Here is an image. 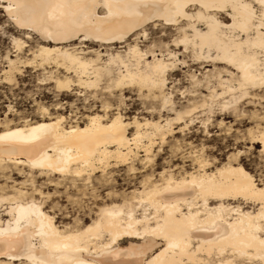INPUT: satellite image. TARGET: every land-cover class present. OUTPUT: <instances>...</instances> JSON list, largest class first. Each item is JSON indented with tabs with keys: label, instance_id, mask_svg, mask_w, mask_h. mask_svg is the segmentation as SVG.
Wrapping results in <instances>:
<instances>
[{
	"label": "bare ground",
	"instance_id": "1",
	"mask_svg": "<svg viewBox=\"0 0 264 264\" xmlns=\"http://www.w3.org/2000/svg\"><path fill=\"white\" fill-rule=\"evenodd\" d=\"M38 2L65 6L58 10L59 29L49 27L47 20L35 29L20 28L5 11L8 0H0V9L22 37L32 34L41 41L32 60L73 73L77 86L96 88L107 79L114 87L136 85L154 91L162 108L169 105L170 97L163 93L166 74L186 67L178 53L166 49L165 58L152 48L142 51L136 44H126L123 52L107 53L102 60L99 51L92 50V58H85L82 50L71 46L79 41L113 48L133 34L144 37L150 25L173 28L178 36L173 47L183 48L179 56L189 53L194 62L212 69L201 80L189 75L192 104L187 101L172 119L129 123L118 112L107 118L105 107L104 115L94 112L81 125L63 127V118L50 117L42 108V116L33 123L4 125L0 127V137H6L0 140L1 170L19 167L85 183L112 166L128 165L135 149L141 148L148 158L153 140H164L173 122L181 123L197 108L214 104L227 109L264 95L259 0ZM19 34L10 35L16 51L25 46ZM14 40L22 41V46ZM5 60L3 80L11 82L20 62L7 55ZM52 80L58 90L72 85L67 76ZM201 89L208 94L196 101ZM9 133L19 135L9 137ZM142 140L145 145H140ZM250 140L264 149V128ZM205 168L198 162L197 170L179 178L169 171H162L157 180L146 177L120 203L102 200L93 218L79 228L60 227L41 199L25 198L18 186L14 195H0V264H264L260 185L253 179V189L236 162ZM128 170L133 172V166Z\"/></svg>",
	"mask_w": 264,
	"mask_h": 264
},
{
	"label": "rangeland",
	"instance_id": "2",
	"mask_svg": "<svg viewBox=\"0 0 264 264\" xmlns=\"http://www.w3.org/2000/svg\"><path fill=\"white\" fill-rule=\"evenodd\" d=\"M16 31L0 9V127L25 121L33 123L42 116V108L50 117L63 118V127L81 125L85 117L94 112L104 115L105 107L107 118L118 112L122 120L129 123L133 119L138 122L172 119L188 102L192 104V100L188 101L192 97L189 75L194 74L195 78L201 80L202 75L212 69L209 64L200 66V62H194L189 53L179 56L183 48L173 47L172 42L178 37L173 28L164 30L161 26L153 28L150 25L146 27L144 37L133 34L125 44L113 48L104 45L99 47L98 43L90 42L71 43L72 47L82 50L85 58H92L90 51H99L102 60L106 59L107 53L123 52L126 44H136L142 51L152 48L157 54L162 52L165 58L166 49L178 53L179 60L183 59L186 67L179 66L166 74L163 93L170 97L171 103L162 108L159 94L136 85L118 88L103 79L96 88L77 86L73 73L66 74L62 68L40 65L38 60H32V53L41 41L32 34L25 39ZM18 34L25 41L20 51H16L10 42V35ZM6 55L20 62L11 82L4 81L2 75L7 71ZM65 76L72 81L69 89H55L52 79ZM207 94L205 89H201V96L198 95L196 101ZM260 96L254 100L244 99L236 107L227 109L214 104L197 108L184 116L181 123L173 122L170 130L165 131L164 140L161 141L159 137L153 140L148 158L143 156L141 148L135 149V155L128 165L112 166L103 174L96 173L85 183L72 182L71 179H61L48 173L28 172L19 167L2 168L0 195H14L19 186L25 198L43 201L45 211L54 216V222L60 227L79 228L93 218L92 212L103 201L120 203L130 191L140 187L144 178L151 176L157 180L162 171H169L174 178H179L197 170L198 162H202L206 170L236 162L257 183L264 157L261 156V145L255 144L250 138L264 128V95ZM145 144L146 140H142L140 145ZM131 165L133 172L128 170Z\"/></svg>",
	"mask_w": 264,
	"mask_h": 264
},
{
	"label": "snow or ice",
	"instance_id": "3",
	"mask_svg": "<svg viewBox=\"0 0 264 264\" xmlns=\"http://www.w3.org/2000/svg\"><path fill=\"white\" fill-rule=\"evenodd\" d=\"M260 5V21L261 27L264 28V0H259ZM65 6L60 3L50 2L46 4H42L38 2V0H8L7 7L5 11L8 16L18 25L20 28H36L45 23L47 20L49 27H54L59 29L61 27L60 24H57V21L60 19L58 15V10L64 8ZM45 9L46 11L43 13L39 12V9ZM49 38H51V34H49ZM13 43L17 44V46H22V41H13ZM19 133H9V137L18 136ZM6 137H0V140H4ZM261 156L264 157V149L261 150ZM243 172V169H241ZM246 177L248 183L251 185L253 189H256V183H252L253 177L249 176L248 173L243 172ZM259 183L260 188L258 189L259 195L261 199V205L264 207V164L261 166L259 179L257 181ZM260 231L264 233V228H261ZM261 245H264V240L260 241ZM175 246V245H170ZM264 260V256L261 257Z\"/></svg>",
	"mask_w": 264,
	"mask_h": 264
}]
</instances>
